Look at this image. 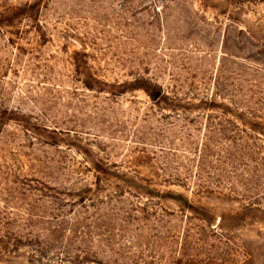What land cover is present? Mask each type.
Returning <instances> with one entry per match:
<instances>
[{
	"label": "rangeland",
	"instance_id": "obj_1",
	"mask_svg": "<svg viewBox=\"0 0 264 264\" xmlns=\"http://www.w3.org/2000/svg\"><path fill=\"white\" fill-rule=\"evenodd\" d=\"M0 264H264V0H0Z\"/></svg>",
	"mask_w": 264,
	"mask_h": 264
}]
</instances>
